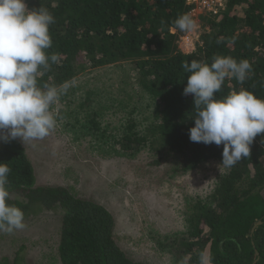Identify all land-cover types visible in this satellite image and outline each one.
<instances>
[{"label":"trees","instance_id":"obj_1","mask_svg":"<svg viewBox=\"0 0 264 264\" xmlns=\"http://www.w3.org/2000/svg\"><path fill=\"white\" fill-rule=\"evenodd\" d=\"M26 3L30 9L46 7L55 18L49 29L53 43L46 51L56 54L58 61L49 62L38 77V86H59L88 69L110 65L127 66L133 72L130 94L145 101L150 121L141 124L130 117L119 125L112 137L113 153L146 149L156 154L154 164L173 156L180 171L208 162L221 164L222 144L206 145L189 138L194 126L193 97L183 94L184 61L210 64L216 55L247 59L253 68L251 78L243 84L226 78L216 95L244 88L264 98V0H226L218 14L203 18L195 49L189 53L178 48L181 31L173 25L178 16L191 11L193 5L187 0ZM132 96L129 102L134 111L140 99ZM119 97L114 95L107 106L122 105ZM0 162L11 169L7 202L20 207L25 220L41 210L60 212V264H144L130 259L118 245L115 219L104 206L61 186L36 185L34 166L18 141L3 142ZM204 194L196 195L186 209L184 230L167 242L173 264H201L202 255H210L211 264H264V133L254 138L248 158L214 175L212 187ZM21 260L3 258L0 264H25Z\"/></svg>","mask_w":264,"mask_h":264},{"label":"rangeland","instance_id":"obj_2","mask_svg":"<svg viewBox=\"0 0 264 264\" xmlns=\"http://www.w3.org/2000/svg\"><path fill=\"white\" fill-rule=\"evenodd\" d=\"M188 15L196 27L179 34L178 48L184 53L195 49L202 20L207 17L198 9ZM132 75L129 67L118 65L86 70L72 80L74 86L53 106L57 122L47 137L24 143L20 138L12 140L23 146L32 162L36 185L64 187L112 214L115 240L130 259L144 264H173L168 240L184 230L189 204L196 195L209 192L214 175L223 167L208 162L180 171L173 156L154 164L156 154L146 149L133 154L121 150L113 153L112 137L119 125L130 117L141 124L150 121L145 101L138 94H130ZM86 90L92 94H86ZM116 94L121 95L123 104L113 109L107 104ZM130 96L140 99L134 111ZM84 100L90 103L83 104ZM60 223L59 211L41 210L25 220L23 230L0 232V260L10 262L17 256L25 264H60Z\"/></svg>","mask_w":264,"mask_h":264},{"label":"clouds","instance_id":"obj_3","mask_svg":"<svg viewBox=\"0 0 264 264\" xmlns=\"http://www.w3.org/2000/svg\"><path fill=\"white\" fill-rule=\"evenodd\" d=\"M55 22L46 7L29 8L26 0H0V141L20 138L22 142L42 140L56 126V105L74 81L59 86H38V77L56 63L50 26ZM173 25L181 32L193 30L195 21L187 14ZM187 73L185 96L193 97L194 126L189 129L192 142L223 145L221 166L231 169L250 156L254 138L264 133V98L240 88L218 97L226 78L243 84L253 75L247 59L216 55L212 62L184 61ZM11 169L0 162V232L11 233L26 227L23 210L8 203V176ZM201 264H211L202 255Z\"/></svg>","mask_w":264,"mask_h":264},{"label":"built area","instance_id":"obj_4","mask_svg":"<svg viewBox=\"0 0 264 264\" xmlns=\"http://www.w3.org/2000/svg\"><path fill=\"white\" fill-rule=\"evenodd\" d=\"M225 1L226 0H187V3L193 5L191 11L198 9L200 13H206L207 16H215L224 7Z\"/></svg>","mask_w":264,"mask_h":264}]
</instances>
